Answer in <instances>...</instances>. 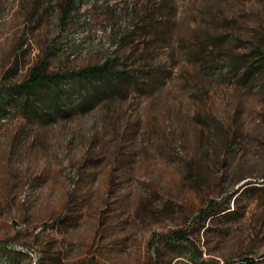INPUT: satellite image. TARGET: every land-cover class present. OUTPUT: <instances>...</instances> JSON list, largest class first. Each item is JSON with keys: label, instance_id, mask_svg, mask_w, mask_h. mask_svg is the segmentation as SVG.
<instances>
[{"label": "rangeland", "instance_id": "1", "mask_svg": "<svg viewBox=\"0 0 264 264\" xmlns=\"http://www.w3.org/2000/svg\"><path fill=\"white\" fill-rule=\"evenodd\" d=\"M109 57L69 114L0 102V264H264V0H0V95Z\"/></svg>", "mask_w": 264, "mask_h": 264}, {"label": "trees", "instance_id": "2", "mask_svg": "<svg viewBox=\"0 0 264 264\" xmlns=\"http://www.w3.org/2000/svg\"><path fill=\"white\" fill-rule=\"evenodd\" d=\"M73 8V1L69 3L65 9L63 20L67 18ZM119 59L117 57H109L102 63L89 65L77 70H68L63 72H49L40 62L35 65L28 76L21 82L3 89L0 95L2 107H8L12 102L23 103L26 110H33L35 114H44L48 117L56 115L69 114V102L75 97H83L86 99L98 98L108 93L120 90L124 80L129 76L130 72L125 69H117ZM76 84L88 90V95H75L74 91H69L67 84ZM40 90H48L50 95L43 100L42 95H37ZM86 96V97H85ZM216 209L211 205L202 209L204 216L220 213L228 210ZM230 212V211H228ZM186 238V235L178 230L172 231L164 236L166 242H175Z\"/></svg>", "mask_w": 264, "mask_h": 264}]
</instances>
